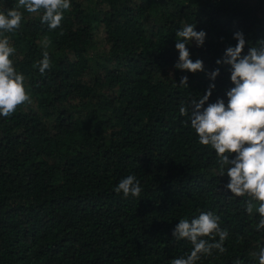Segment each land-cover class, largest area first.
Here are the masks:
<instances>
[{
    "label": "trees",
    "instance_id": "trees-1",
    "mask_svg": "<svg viewBox=\"0 0 264 264\" xmlns=\"http://www.w3.org/2000/svg\"><path fill=\"white\" fill-rule=\"evenodd\" d=\"M70 2L55 30L42 12L19 8L21 27L0 34L31 97L0 116V264H169L192 249L174 228L201 212L218 215L229 236L224 254L197 264H259L258 202L248 214L249 198L226 189L214 149L198 143L179 106L212 83L205 107L227 105L234 85L216 61L236 31L252 45L264 39V0ZM17 6L0 0V10ZM194 23L206 32L202 47L188 45L204 65L195 74L174 67L176 31ZM44 52L51 66L41 74ZM185 75L188 87L178 86ZM128 175L140 181L138 198L114 191Z\"/></svg>",
    "mask_w": 264,
    "mask_h": 264
},
{
    "label": "clouds",
    "instance_id": "clouds-1",
    "mask_svg": "<svg viewBox=\"0 0 264 264\" xmlns=\"http://www.w3.org/2000/svg\"><path fill=\"white\" fill-rule=\"evenodd\" d=\"M70 7V0H18L17 7L0 10V34L21 27L23 13L19 8L28 13L42 12L41 22L46 23L50 30H55L61 26L63 13ZM233 38L237 41L235 46H228L223 58L216 61L217 65H226L230 69L234 87L226 92L227 105L223 99H218L205 107L215 89L212 83L199 98L182 101L179 113L188 117L191 128L198 136V143L214 149L218 167H214L213 172L219 177L227 175L229 182L226 189L235 197L249 198L245 202V211L252 214V202H258L255 211L259 214L256 225L259 231L264 230V39L252 45L246 41L242 31H236ZM205 39L206 32L197 31L195 23L183 24L176 31L175 49L179 59L175 69L193 74L203 72V61L190 58L188 45L194 42L196 47H202ZM14 53L15 48L10 46L8 37L0 35V116L3 117H10L20 105L31 103L30 94L24 86L25 77L10 59ZM37 66L41 74L50 69L47 52L43 53V59ZM219 74L217 68L208 75L214 81ZM178 86L188 87L186 75L180 77ZM233 154L234 158L230 159ZM114 191L124 197L138 198L142 188L135 175H128L119 181ZM172 235L178 241H189L192 249L185 256L173 258L169 264H197L202 256H210L214 250L220 254L227 251L224 243L229 232L221 228L220 217L212 212H201L191 221L180 219ZM253 255L258 257L259 264H264V246H260Z\"/></svg>",
    "mask_w": 264,
    "mask_h": 264
}]
</instances>
